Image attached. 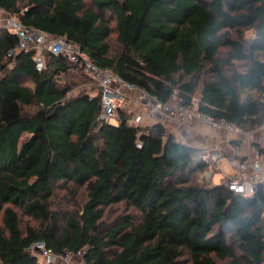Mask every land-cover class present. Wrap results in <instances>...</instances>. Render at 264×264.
<instances>
[{"label": "trees", "instance_id": "obj_1", "mask_svg": "<svg viewBox=\"0 0 264 264\" xmlns=\"http://www.w3.org/2000/svg\"><path fill=\"white\" fill-rule=\"evenodd\" d=\"M0 7L65 37L160 102L177 91L242 131L264 126V0H0ZM17 45L0 29L1 264H46L29 251L37 241L58 255L82 252L84 264H182L184 255L191 264H264V184L243 196L199 183L203 150L162 124L130 123L128 108L118 110L117 125L99 121L93 77L49 52L42 72L33 52L12 62ZM75 73L98 88L68 96L74 84L64 79L76 83ZM61 185L86 194L64 226L51 206ZM119 205L126 214L107 226V211ZM21 216L39 225L23 226Z\"/></svg>", "mask_w": 264, "mask_h": 264}, {"label": "built area", "instance_id": "obj_2", "mask_svg": "<svg viewBox=\"0 0 264 264\" xmlns=\"http://www.w3.org/2000/svg\"><path fill=\"white\" fill-rule=\"evenodd\" d=\"M0 23L2 29H7L17 36L18 45L10 51L8 57L15 62L17 57L23 52H33V61L38 72H42L46 67V54L49 52L54 56H64L70 62L81 67L93 77L101 89V110L98 120L110 122L117 119L119 109L128 108V91H136L139 95V101L149 114L156 119L161 117L160 124H191L200 122L215 126L220 130H230L236 133H242L234 123L225 119H217L209 113L200 110L198 98L192 102L185 103L183 98L175 91L171 98L166 102H160L150 95L146 90L138 88L132 84L126 83L122 78L116 75L112 70L101 68L94 64L91 59L84 54L80 47L69 42L63 36H53L41 30L28 27L22 23L17 15H10L0 7ZM264 84V83H263ZM70 94V93H69ZM68 94V96H69ZM264 103V92L262 94ZM141 117H136L133 121L138 124ZM264 128V126L260 127ZM141 146V144H139ZM235 155L239 158L236 164V171L230 175H223L222 184L230 191L243 196H250L254 193L257 184H264L263 163L264 154L255 146L252 148L254 157L249 155L241 157V149L238 146H232ZM203 160L207 168L211 165L208 156L204 155ZM215 164V163H213ZM211 168V166H210ZM252 176V180L249 178ZM214 173L211 175L207 169L199 177V183L211 185ZM29 251L41 259L46 264H69L74 256L70 252L63 255L56 254L49 248L44 241H37L29 248ZM78 252L77 255H81Z\"/></svg>", "mask_w": 264, "mask_h": 264}, {"label": "crops", "instance_id": "obj_3", "mask_svg": "<svg viewBox=\"0 0 264 264\" xmlns=\"http://www.w3.org/2000/svg\"><path fill=\"white\" fill-rule=\"evenodd\" d=\"M0 23V29H2ZM128 109L129 112V122L134 123L136 117H141L138 124L141 127H150L156 124H160L163 120L161 117L159 119L153 118L147 109L141 105L139 101V95L136 91H128ZM117 121V120H116ZM135 124V123H134ZM166 133L172 134L176 140L184 145L194 147L196 149H211L213 157L215 159L219 158V161L215 163H222L228 161L238 162V157L235 155L232 146H238L241 149V157L249 155L254 157L255 154L251 151L255 144L264 146V128H258L249 132L242 131V133H236L230 130H220L215 126L203 124L200 122H193L191 124H170L166 123L163 125ZM221 164V166H222ZM236 164L233 166V173L236 171ZM222 178L220 184H222L223 175L226 173L222 171ZM232 173V174H233ZM263 173H264V163H263ZM249 178L252 180V176L249 174ZM213 185V184H211ZM84 261L79 260L77 255H74L69 264H84ZM1 264V262H0ZM61 264H63L61 262Z\"/></svg>", "mask_w": 264, "mask_h": 264}, {"label": "rangeland", "instance_id": "obj_4", "mask_svg": "<svg viewBox=\"0 0 264 264\" xmlns=\"http://www.w3.org/2000/svg\"><path fill=\"white\" fill-rule=\"evenodd\" d=\"M252 31H250L247 36L249 37V35L251 34ZM111 46L113 48V50H119V46L116 42V33L113 34L112 38H111ZM76 76V83H73V81H71V79H69L70 77H67L64 79L65 82H70L72 84H74V90L72 92H70L69 96H76L77 94L81 93V92H85L84 90L87 89L86 91L89 92L91 90V88L95 87L98 88L97 85L95 83H93L91 80L87 79V78H83L81 75H79L78 73H75ZM30 111H35L37 110V106H32L30 109ZM130 112L129 109H127V112ZM119 114V112H118ZM112 125H117V121L116 120H112L109 122ZM202 154L208 156L210 162H211V168L210 166L207 168V171L211 173V175L214 173L213 179L210 183H212L213 185H219L221 178H222V172L221 169H223L222 171H224L226 173V175H230L233 173V166L235 165L236 162H232L233 164H231L228 161H224L223 164L222 163H215V161H219V158L214 159L213 154L211 152V149H204L202 151ZM215 163V164H213ZM222 164V166H221ZM201 175V174H200ZM200 175L198 176V178L200 177ZM199 181V180H198ZM69 188V187H68ZM68 188L65 189L62 185L60 187H57L55 190V196L53 198V201L51 203L52 209L56 212H58L59 214V219H60V224L61 226H64V222H63V218L68 215V214H74L75 211H78L79 209H81V206L83 205V203L86 200V194L84 190H79V191H72L69 192ZM129 214H133L135 219H137L139 216L136 214V212L134 210H130ZM126 214V211L124 210V207L122 205L119 206H114L112 207L109 211H107L106 213V219H105V223L107 226H112L113 224L117 223V222H121L122 221V217ZM21 221H22V225L25 226L26 224H29L31 226H38L39 223L33 219H30L28 217L25 216H21ZM77 258H79V260H81V256L77 255ZM182 264H191L189 263V257L187 255H184L181 258Z\"/></svg>", "mask_w": 264, "mask_h": 264}, {"label": "clouds", "instance_id": "obj_5", "mask_svg": "<svg viewBox=\"0 0 264 264\" xmlns=\"http://www.w3.org/2000/svg\"><path fill=\"white\" fill-rule=\"evenodd\" d=\"M248 38H249V39H255V38H256V36H255V32H254V31L251 32V34L249 35Z\"/></svg>", "mask_w": 264, "mask_h": 264}, {"label": "water", "instance_id": "obj_6", "mask_svg": "<svg viewBox=\"0 0 264 264\" xmlns=\"http://www.w3.org/2000/svg\"><path fill=\"white\" fill-rule=\"evenodd\" d=\"M219 185H222V184H219Z\"/></svg>", "mask_w": 264, "mask_h": 264}]
</instances>
